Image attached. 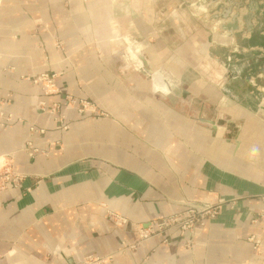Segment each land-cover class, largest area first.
<instances>
[{
	"label": "crops",
	"instance_id": "0c3cea01",
	"mask_svg": "<svg viewBox=\"0 0 264 264\" xmlns=\"http://www.w3.org/2000/svg\"><path fill=\"white\" fill-rule=\"evenodd\" d=\"M192 1L0 0V174L23 175L0 177V264H264V0H244L239 38ZM204 202L221 209L191 249L172 229L124 250Z\"/></svg>",
	"mask_w": 264,
	"mask_h": 264
},
{
	"label": "built area",
	"instance_id": "2783aa9c",
	"mask_svg": "<svg viewBox=\"0 0 264 264\" xmlns=\"http://www.w3.org/2000/svg\"><path fill=\"white\" fill-rule=\"evenodd\" d=\"M209 2L211 0H193L190 2L192 7L198 8L203 14L210 18L212 27L215 30L221 31L223 23L222 18H215L216 13L209 12ZM221 13V12H220ZM219 13V14H220ZM217 14V15H219ZM233 41V40H232ZM233 43V42H232ZM58 47H61V43L57 44ZM56 74H47L44 73L37 77L34 81L43 86V89L46 93L56 92V83H55ZM67 108H76L80 113H91L97 115V117L104 116L105 113L102 112L98 105L92 101L84 99H76L74 97H68L65 104ZM60 106L55 104L52 109V114H56V120L63 128L67 127L65 123L66 116L59 114ZM32 133H36L39 130L35 127L30 128ZM37 151V149H33ZM5 173V174H4ZM4 173L0 174L6 178V182L10 184H18V180L23 177L21 174L13 173L10 169L6 170ZM222 203H190L186 209L179 213L171 214L168 216H161L151 219L145 224H139L138 234L139 239L126 247L124 250H135L137 247L144 245V243L155 236L166 235L172 229H178L181 233H187L189 238L186 240L185 247L191 249L193 246V235L196 229L205 224L206 220L216 217L221 209ZM119 222H126V220L118 215L112 214ZM259 217L264 219V211L259 214ZM256 221V219H254ZM254 242L255 255H263L264 249L262 243L259 240H255L254 237L251 238ZM164 242H167V239H164ZM61 258L66 261L70 258V255H61ZM104 259L98 257L87 256L83 257V260L79 264H102Z\"/></svg>",
	"mask_w": 264,
	"mask_h": 264
},
{
	"label": "water",
	"instance_id": "95a60500",
	"mask_svg": "<svg viewBox=\"0 0 264 264\" xmlns=\"http://www.w3.org/2000/svg\"><path fill=\"white\" fill-rule=\"evenodd\" d=\"M220 0H211V3H216ZM228 5L222 7V12L219 15H216L215 18H223V19H228L231 17L229 23H225L222 26V29L225 31L229 32L230 37L232 38L233 36L236 38H239L241 36L240 33V24H239V17H240V9L244 5V0H226ZM235 9V13L233 15L232 12ZM250 18L248 15L242 17L246 25L250 26ZM69 264H73L72 260H69Z\"/></svg>",
	"mask_w": 264,
	"mask_h": 264
},
{
	"label": "clouds",
	"instance_id": "9594fccd",
	"mask_svg": "<svg viewBox=\"0 0 264 264\" xmlns=\"http://www.w3.org/2000/svg\"><path fill=\"white\" fill-rule=\"evenodd\" d=\"M252 151H253V152H256V151H257V149H255V148H254Z\"/></svg>",
	"mask_w": 264,
	"mask_h": 264
},
{
	"label": "rangeland",
	"instance_id": "374dc122",
	"mask_svg": "<svg viewBox=\"0 0 264 264\" xmlns=\"http://www.w3.org/2000/svg\"><path fill=\"white\" fill-rule=\"evenodd\" d=\"M218 30H216L215 32H217ZM263 256V255H262Z\"/></svg>",
	"mask_w": 264,
	"mask_h": 264
}]
</instances>
